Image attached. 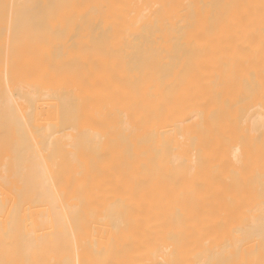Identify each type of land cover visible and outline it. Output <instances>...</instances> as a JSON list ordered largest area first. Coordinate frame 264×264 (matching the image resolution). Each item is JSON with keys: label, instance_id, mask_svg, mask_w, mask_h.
I'll return each mask as SVG.
<instances>
[{"label": "bare ground", "instance_id": "6f19581e", "mask_svg": "<svg viewBox=\"0 0 264 264\" xmlns=\"http://www.w3.org/2000/svg\"><path fill=\"white\" fill-rule=\"evenodd\" d=\"M0 264H264V0H0Z\"/></svg>", "mask_w": 264, "mask_h": 264}]
</instances>
